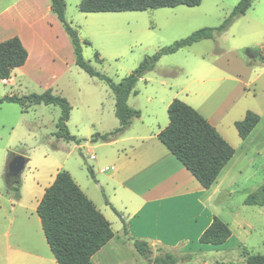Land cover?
I'll return each instance as SVG.
<instances>
[{
  "label": "rangeland",
  "instance_id": "obj_1",
  "mask_svg": "<svg viewBox=\"0 0 264 264\" xmlns=\"http://www.w3.org/2000/svg\"><path fill=\"white\" fill-rule=\"evenodd\" d=\"M253 1L258 8L259 2ZM238 2L202 0L200 5L194 7L180 5L142 11L84 13L79 10L80 0H65V15L77 30L80 40L90 42L81 45L83 58L96 71L119 82L146 56L154 54L161 47L185 38L200 28L220 25ZM36 7L33 0H0V11L9 9L14 14L32 12L31 16H38L40 11H35ZM244 20L245 17H242L239 24L228 26L213 38L202 39L172 54L162 55L155 67L138 79L136 94L128 98V104L141 112L139 119H132L130 131L140 128L145 130L141 121L147 124L152 120L153 113L158 118L155 123H161L162 112L164 123L167 121L168 124L167 109L164 108L170 98L193 103L204 115L215 111L236 83L227 78L225 73L215 71L212 67L214 61L220 65L235 64L237 68H234V72L241 73L246 79L249 72L251 82L246 87L245 96L225 114L218 126L228 141L221 136L234 149L236 147L234 161L238 175L233 178L232 194H221L217 202L237 215V223L246 225L247 237L242 240L244 247L236 252L234 264H241V257L245 258L247 253L264 255V205L244 202L250 193L264 185V32L245 36L242 30ZM61 27L64 30L62 24ZM68 41L71 51L61 44L63 57L51 60H48L49 55L45 57L47 67L37 72L36 76L16 77L14 85L0 83V97L42 93L48 89L54 95L65 97L71 106L67 129L80 141H67L54 135L60 116V107L57 105H31L23 111V107L17 103H0V122L4 123V126L0 125V201H4L5 197L11 198L13 204L18 201L19 198H14L13 191L7 185L10 182L5 176V165L9 151L25 153V157L30 160L22 171L19 185V197L25 207L31 208L35 203L39 195L37 187L41 189L51 181L57 168L65 169L91 196L95 193L92 197L96 205L103 209L112 228L119 230L122 226L119 214L110 206H104L106 193L96 185L97 180L109 173L99 172L96 165L105 158L109 147L102 144L105 141L92 140L95 134L119 126L114 113V95L104 80L90 76L76 65L69 37ZM248 47L254 53L252 57L246 51ZM95 52H98L99 59L95 57ZM240 59H244L246 67H240ZM219 77L222 78L217 80ZM247 110L257 113L260 119L249 135L241 139L235 122L241 120ZM242 140L245 142L238 144ZM91 155L95 159H91ZM87 183L90 190L86 187ZM5 228L6 222L0 218V234ZM129 248L125 244L117 252L113 246L109 252L113 251L117 259L125 260L124 252L127 255ZM150 250L149 258H144L137 249L134 251L139 258L152 264L153 257L163 252Z\"/></svg>",
  "mask_w": 264,
  "mask_h": 264
},
{
  "label": "crops",
  "instance_id": "obj_2",
  "mask_svg": "<svg viewBox=\"0 0 264 264\" xmlns=\"http://www.w3.org/2000/svg\"><path fill=\"white\" fill-rule=\"evenodd\" d=\"M33 1L36 3L37 10H32L40 11L38 16H31L32 12L14 14L9 9L0 11V41L18 36L28 53L25 63L14 68L8 79H0V83L14 85L16 77L36 76L37 72L47 67L45 57L49 55L48 60L63 57L61 44L71 51L69 36L62 29L56 15L51 12L50 0ZM256 2L260 4L258 8L252 0L246 12L232 22V24L238 23L242 17H245L246 20L242 22L245 36L264 32V0H256ZM252 54L254 53H250L251 57ZM240 65V67H246L244 59H240ZM212 67L217 72L225 73L227 78L236 83L233 90L209 115H204L193 103L186 100L185 102L196 108L226 138L218 126L222 123L225 114L245 96L246 87L251 79L249 72L248 79L243 78L241 73H235L234 68H237L235 64L220 65L214 61ZM220 78L222 77L217 80ZM131 94H136V90ZM171 101L172 98L165 103L164 110ZM140 117L141 112L139 117L133 119ZM157 120L156 114L153 113L152 120H149L147 124L144 120L141 121L145 130L140 128L130 131V127L133 126L132 120L121 134L102 142L109 148L105 158L98 161L96 165L99 172L109 171V173L97 180L96 185L106 193L104 206H110L115 213L119 214L122 226L119 230H114L109 221L114 235L92 255V262L94 264H148L134 251L136 250L134 241L141 240L147 244L149 250L163 252L155 256L163 258L160 264H234L236 252L238 253L240 247H244L242 240L247 237L244 228L246 225L237 223V215L217 200L223 193L232 194L235 183L233 178H237L238 175L236 161H234L237 153L235 145L231 143L235 147V152L221 169L215 181L209 188H204L160 142L157 134L167 121L164 123L162 112L161 123H155ZM0 125L4 126V123L0 122ZM151 125L155 127L151 128ZM116 127L102 131V134ZM244 142L245 140H242L238 144ZM20 154L25 156V153ZM90 158L95 159V156L91 155ZM59 170L65 169L57 168L55 174ZM54 177L41 189L37 187L39 195L31 208L25 207L21 196L16 204L12 203L11 198L5 196V200L0 201V218L6 222V228L0 234V249L4 248L0 252V264H58L46 242L40 219L37 214H34L45 188L53 182ZM74 181L104 215L103 209L96 205L92 197L95 193L91 196L75 178ZM86 187L90 190L88 183ZM214 216L229 227L231 236L218 246L202 245L199 237ZM233 222L236 224L233 225ZM125 244L131 247L127 255L124 252L125 260L117 259L113 251L109 252L113 246L114 251L118 252ZM107 247H109L108 250H106ZM155 257L152 259V264ZM241 260V264H244V257H241Z\"/></svg>",
  "mask_w": 264,
  "mask_h": 264
},
{
  "label": "trees",
  "instance_id": "obj_3",
  "mask_svg": "<svg viewBox=\"0 0 264 264\" xmlns=\"http://www.w3.org/2000/svg\"><path fill=\"white\" fill-rule=\"evenodd\" d=\"M252 0H239L231 12L216 27H203L189 36L161 47L150 56H146L140 64L119 82L96 71L82 56L81 45L90 44L88 40L81 41L77 30L67 21L65 15V0H50V10L63 25L74 48L75 63L90 76L104 80L112 91L115 99V116L119 126L113 130L95 134L92 140L108 141L121 134L140 116L138 109L127 104L128 96L135 93L134 87L139 78L151 71L162 55L172 54L179 48L189 46L202 39L213 38L227 29L234 19L243 15L250 7ZM201 0H80L79 10L91 12L142 11L160 7H175L185 5L193 7ZM250 55L252 50L246 49ZM28 53L18 36H12L0 41V79H8L14 68L23 65ZM95 57L99 59L98 52ZM14 102L23 107L45 104L60 107V116L56 122L54 135L67 141L79 142L67 129L71 109L67 99L54 95L48 89L42 93L28 95H7L0 97V103ZM169 122L162 128L157 137L160 142L183 164V166L199 181L204 188H209L215 181L221 169L233 156L234 148L221 136L218 130L207 121L195 108L184 101L174 98L167 107ZM259 115L247 110L243 119L235 122L241 139H245L259 122ZM8 152V157L13 155ZM89 172L92 170L89 168ZM8 182V181H7ZM18 182L8 186L13 191L15 199L19 198ZM249 205H264V185L244 200ZM36 213L40 219L46 242L58 264H94L91 257L114 235L110 222L97 209L79 185L66 170H59L53 182L45 188L38 202ZM231 236L229 227L214 216L208 227L199 237L202 245L218 246ZM135 248L144 258H149L150 250L147 244L136 240ZM155 264L163 261L161 257L154 258ZM244 264H264V255L247 253Z\"/></svg>",
  "mask_w": 264,
  "mask_h": 264
},
{
  "label": "water",
  "instance_id": "obj_4",
  "mask_svg": "<svg viewBox=\"0 0 264 264\" xmlns=\"http://www.w3.org/2000/svg\"><path fill=\"white\" fill-rule=\"evenodd\" d=\"M27 162L28 159L22 154L14 153L10 157H7L5 172L8 170L9 173L14 177L13 180L8 183V186H12L18 182Z\"/></svg>",
  "mask_w": 264,
  "mask_h": 264
},
{
  "label": "flooded vegetation",
  "instance_id": "obj_5",
  "mask_svg": "<svg viewBox=\"0 0 264 264\" xmlns=\"http://www.w3.org/2000/svg\"><path fill=\"white\" fill-rule=\"evenodd\" d=\"M5 176H6V179H7V181H12L13 180V176L9 173V171L7 170L6 172H5Z\"/></svg>",
  "mask_w": 264,
  "mask_h": 264
}]
</instances>
